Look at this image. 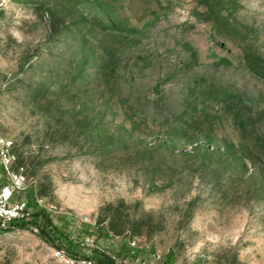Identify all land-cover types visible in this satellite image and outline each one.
Segmentation results:
<instances>
[{
  "label": "rangeland",
  "instance_id": "374dc122",
  "mask_svg": "<svg viewBox=\"0 0 264 264\" xmlns=\"http://www.w3.org/2000/svg\"><path fill=\"white\" fill-rule=\"evenodd\" d=\"M0 138V264H264V0H0Z\"/></svg>",
  "mask_w": 264,
  "mask_h": 264
},
{
  "label": "built area",
  "instance_id": "2783aa9c",
  "mask_svg": "<svg viewBox=\"0 0 264 264\" xmlns=\"http://www.w3.org/2000/svg\"><path fill=\"white\" fill-rule=\"evenodd\" d=\"M12 164L10 144L0 138V165L8 179L6 184H0V232L2 233L32 225L35 220L32 207L22 197V193L31 187L32 181L23 172H12L10 170ZM132 246H136L135 243ZM54 258L61 264H102L97 259L73 255L63 248L54 250Z\"/></svg>",
  "mask_w": 264,
  "mask_h": 264
},
{
  "label": "trees",
  "instance_id": "16d2710c",
  "mask_svg": "<svg viewBox=\"0 0 264 264\" xmlns=\"http://www.w3.org/2000/svg\"><path fill=\"white\" fill-rule=\"evenodd\" d=\"M28 204L29 206H31V203L28 201ZM35 215H37L39 217V214L38 213H35ZM99 262L102 263V264H115L114 261L112 259H99Z\"/></svg>",
  "mask_w": 264,
  "mask_h": 264
}]
</instances>
